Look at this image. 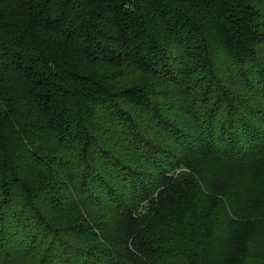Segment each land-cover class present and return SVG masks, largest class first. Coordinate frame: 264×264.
I'll use <instances>...</instances> for the list:
<instances>
[{
  "label": "trees",
  "instance_id": "16d2710c",
  "mask_svg": "<svg viewBox=\"0 0 264 264\" xmlns=\"http://www.w3.org/2000/svg\"><path fill=\"white\" fill-rule=\"evenodd\" d=\"M263 154L264 0H0V264H264Z\"/></svg>",
  "mask_w": 264,
  "mask_h": 264
},
{
  "label": "rangeland",
  "instance_id": "374dc122",
  "mask_svg": "<svg viewBox=\"0 0 264 264\" xmlns=\"http://www.w3.org/2000/svg\"><path fill=\"white\" fill-rule=\"evenodd\" d=\"M215 158L220 162L221 174L210 194L211 203L218 207L222 201L229 200L237 214L253 211L264 198V154L258 159L249 158L247 161L227 160L220 155ZM144 206V210L149 208L147 204ZM251 223L252 220L245 225L242 235L236 239L234 254L241 250L246 241Z\"/></svg>",
  "mask_w": 264,
  "mask_h": 264
}]
</instances>
